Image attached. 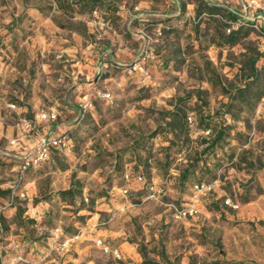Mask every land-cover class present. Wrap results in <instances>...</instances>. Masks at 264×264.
Instances as JSON below:
<instances>
[{
	"label": "rangeland",
	"instance_id": "1",
	"mask_svg": "<svg viewBox=\"0 0 264 264\" xmlns=\"http://www.w3.org/2000/svg\"><path fill=\"white\" fill-rule=\"evenodd\" d=\"M95 1L0 0V264H264V43L252 27L219 45V14L202 6L243 18L264 0ZM176 103L187 139L164 129ZM59 134L66 146L19 182L23 157Z\"/></svg>",
	"mask_w": 264,
	"mask_h": 264
},
{
	"label": "trees",
	"instance_id": "2",
	"mask_svg": "<svg viewBox=\"0 0 264 264\" xmlns=\"http://www.w3.org/2000/svg\"><path fill=\"white\" fill-rule=\"evenodd\" d=\"M57 1L59 2V5L61 7H63L61 0H57ZM83 3H84L83 4L84 8L90 12H92L96 9L95 8L96 7L95 6V4H96L95 0H84ZM202 6H204L210 14H219V18L215 19L216 24H217V32H218L217 43L219 45H233V44L237 43L241 39V37H243L247 33V30L252 28V26H250L249 24L243 23V20L239 16V14L233 10H229V9L223 8V7H218V6H215V5L210 4V3H206V4L204 3ZM202 6L197 8V13L202 12V9H201ZM235 24H236V26H234ZM215 39L216 38H214V40ZM255 60H256L255 58H251L249 60V62H250V73L248 74V77H252V76L256 75V68L254 66ZM208 73H209V75L211 77V81H212L214 74L212 73L211 70H208ZM246 87H247V84L244 86V88H241L239 90V92L244 93L246 91V89H245ZM263 96H264V90L259 89L258 92L255 94L254 99L252 98V100H259ZM185 107H186V104L180 105V104L176 103V104H174L172 109H170L166 113L167 120H165V122H164V129H165L167 134L168 133L172 134L175 139H177V137H179V136H183L186 139L188 138L187 135H188L191 120L190 121L188 120V118H190V117L188 116ZM202 122H203V120H202ZM226 127L227 126L224 125L215 131V136L213 137V139H211L209 141L208 146H205L203 148L201 153L205 154L208 148L214 149V147L219 146V141L224 139V136L227 134ZM203 129L205 131H208L209 129L211 130L210 122L204 123ZM167 141H169V143L164 148V150L166 152L165 153V164H161V165H166V166L169 165V161H168L169 150H170L171 146L174 145V143H175V142H173L174 140L172 141V139H170V138H167ZM199 158L200 157H198V159H194V160L190 159V161L186 164L185 168L183 170H181V172L179 173V178H178L180 180L181 185H183L186 182V180L188 179V174L190 172H192V173L195 172V169L193 168V170H192L191 168L196 165ZM49 160H50V157L47 161L43 162L42 164L48 162ZM41 165L36 167V168L41 167ZM36 168H31V169H36ZM31 169H29V170H31ZM198 183L201 184V182H198ZM144 185H145V188L148 189L147 187L152 186V183L146 181V179H145ZM7 192L9 193L10 190H6L4 192H1V194L4 195ZM74 193H75V190L72 186L69 188H66L64 190L59 191V195L61 198H66L67 196H70V198H73ZM140 264H160V263L147 260L143 256V259L140 262ZM165 264H172V263L165 262Z\"/></svg>",
	"mask_w": 264,
	"mask_h": 264
},
{
	"label": "built area",
	"instance_id": "3",
	"mask_svg": "<svg viewBox=\"0 0 264 264\" xmlns=\"http://www.w3.org/2000/svg\"><path fill=\"white\" fill-rule=\"evenodd\" d=\"M251 4H243V9L246 10L247 7H250ZM242 18V17H241ZM243 23L245 24H249L250 26L256 28L260 35L262 36V40L264 43V9L260 10L257 14H255L254 16H244L242 18ZM257 23H260V25L263 24L262 28H259L257 26ZM104 97H109V93H103L102 94ZM12 107H14V105H12ZM83 109H86L88 107V103H83L82 104ZM188 120L190 121V118H188ZM22 126L24 127V129H29L31 127L30 123H28L26 120H22ZM28 131V130H27ZM67 137L64 134H60L54 137H42L38 140L37 144L35 145V148L33 151L29 152L26 156L23 157V159L20 161V163L17 166V180L20 182L25 173L31 169V168H36L38 166H40L43 162L47 161L50 157V154L52 152L53 149H62L66 146L67 144ZM11 143H14V141H12ZM124 178L125 180H129L130 179V173L129 172H125L124 173ZM136 181L139 183L144 184L145 183V178L143 177V175H137L135 177ZM201 188H203L204 186L201 184L200 185ZM148 190L153 189V186H149L147 187ZM128 189L126 187H124L122 189V193H127ZM194 212V210L189 209V208H181V209H177L175 211L176 213V217H184L186 215H191ZM98 243H102L101 240L98 241ZM105 252H110L114 257L116 258H120L121 254L118 251L117 248H109L106 245L102 246Z\"/></svg>",
	"mask_w": 264,
	"mask_h": 264
},
{
	"label": "crops",
	"instance_id": "4",
	"mask_svg": "<svg viewBox=\"0 0 264 264\" xmlns=\"http://www.w3.org/2000/svg\"><path fill=\"white\" fill-rule=\"evenodd\" d=\"M36 116H37V117H38V116H40V117H41V116L44 117L45 115H44V114H38V115H36ZM59 135H60V134H59ZM54 136H57V135H51V136H49V137H54ZM97 233H98V232H97ZM124 242H125V241H124ZM122 245H123V243H121V245H120V247H121V254H122V257L125 258L126 256H129V253H127V251L124 250V249L122 248ZM131 245H133L132 248L137 246L136 243H132ZM133 252H134V253L136 252V251H135V248H134V251H133Z\"/></svg>",
	"mask_w": 264,
	"mask_h": 264
}]
</instances>
